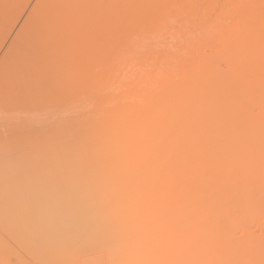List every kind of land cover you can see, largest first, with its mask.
<instances>
[{"label": "bare ground", "instance_id": "bare-ground-1", "mask_svg": "<svg viewBox=\"0 0 264 264\" xmlns=\"http://www.w3.org/2000/svg\"><path fill=\"white\" fill-rule=\"evenodd\" d=\"M171 26L168 21L153 34L147 30L131 33L129 42L120 50L123 53L120 56H127L129 61H121L123 72L110 73L99 81L102 84L97 93L108 92L109 96L110 92L102 104L83 99L73 106L67 96L57 103L63 111L56 109L55 118L50 121L41 117V121L34 122V115L24 112L19 115L22 123L9 125L8 116L4 115L0 131V177H3L0 194L6 187H12L24 195L1 194L0 206L6 203L28 206L27 215L37 222L43 236L56 239V247L70 242L72 264H100L88 254L98 248L114 255L115 264H264L263 248L238 242L236 234L225 230L223 225L251 214L264 202L261 150L255 155L258 163L254 169L247 165L252 157L249 148L261 146L264 139V71L261 70V85L252 84L249 88L244 85L252 77L250 74H229L233 76L231 83L213 90L210 79L205 77L201 86L204 106L194 100L190 106L180 105L179 109L165 111L157 118L156 108L128 98L125 81L141 76L135 59L158 50L165 30ZM251 63L242 65L249 67ZM254 64L262 67L264 57ZM37 89L35 86L38 97ZM251 91L259 93L250 95ZM223 96L228 98L224 100ZM30 100L24 96V105ZM194 110L199 114L195 118L191 116ZM256 111L261 114V122L254 116L244 119V114ZM156 119L160 122L151 123ZM231 128L235 129L233 135L216 140ZM161 143L165 145L157 146ZM241 145L243 150L238 152ZM226 160H234V167L226 170ZM184 164L187 173L182 174ZM13 176L17 178L10 179ZM190 178L196 184L192 185ZM155 182L160 185L153 194L151 207L161 210L154 223L155 235L162 242L154 244L155 251L151 254L141 256L137 248L125 250L123 246L132 237L140 209L134 190L149 188ZM83 191L91 195L83 197ZM122 192H126L123 200L119 199ZM69 193L74 194L69 197ZM106 193L120 200L119 209L107 208ZM248 193L253 194V199L242 202L241 198ZM42 194L47 206L40 210L35 203ZM66 195L73 201L65 203L67 211L61 216L60 205L66 206L57 205L56 201ZM129 214L134 217H129L133 221L127 227L123 220L129 219ZM185 214L191 226L184 234L178 225L186 218ZM202 218L213 224L202 228L199 226L204 222ZM247 233L253 236V231ZM186 239H190V244L184 251ZM212 246L219 247L220 252L206 251V247ZM58 252L56 255L61 256V250ZM44 255V259L38 260L41 263L51 257Z\"/></svg>", "mask_w": 264, "mask_h": 264}, {"label": "rangeland", "instance_id": "rangeland-1", "mask_svg": "<svg viewBox=\"0 0 264 264\" xmlns=\"http://www.w3.org/2000/svg\"><path fill=\"white\" fill-rule=\"evenodd\" d=\"M168 21L172 26L165 30L161 47L150 55L138 56L134 61L141 69V76L138 74L137 78L125 81V91L131 101H143L150 108H156L158 118L165 111L179 109L180 105L190 106L194 100L199 106H204L205 94L201 95L204 92L201 86L205 77L210 79L211 90L231 83L233 76L229 74H250L252 77L245 80L247 88L252 84L261 85L264 65L261 67L254 62L264 57V0H0V131L5 114L9 125L22 123L19 115L24 112L34 115V122L41 121V117L49 121L54 119L55 110H62L57 103L67 96L71 97L73 106L83 99L95 105L102 104L110 92L109 96L108 92L97 93L100 92L98 86L102 84L99 81L104 76L123 72L121 61H129H126L127 56H120L123 54L120 50L129 42L131 33L136 35L147 30L153 34ZM244 62H252V65L243 66ZM35 86H38V97ZM258 93L249 92L255 96ZM93 95L97 97L91 98ZM24 96L27 101L31 99L27 105L23 103ZM227 98L223 96L224 100ZM198 115L195 110L191 111L193 118ZM251 116L261 122V114L257 111L244 114V119ZM158 122L157 119L151 121L154 124ZM234 132L235 129L231 128L216 140L221 141ZM177 142H181L180 138ZM242 150V145L237 147L238 152ZM260 150L261 166H264V139L261 146L249 148L252 157L247 165L250 169L258 163L255 155ZM224 162L226 170L235 165L234 160ZM184 167L185 164L182 174L187 173ZM14 178L17 176L10 179ZM261 178H264V170ZM190 180L192 185L196 184L194 178ZM159 185L155 182L146 188L147 191L144 188L134 190L141 210L136 213L138 220L135 218L132 237L124 243L123 249L137 248L139 255L146 256L155 251L154 244L162 242L155 235L154 223L161 210L151 207L153 194ZM5 189L1 191L2 195L20 194L12 187ZM87 193L83 191L81 195L86 197ZM124 193L119 195V199L124 197ZM127 193L130 194L129 191ZM261 193L264 199L263 187ZM43 195L35 203L40 210L47 206ZM68 195L57 199L56 204L64 207L65 203L73 201ZM253 197L248 193L241 200L247 202ZM119 199L116 201L108 194L104 202L112 211V208L119 209ZM60 208L59 214L65 215L67 206L62 208L60 205ZM28 212L30 208L26 205L6 203L0 206V264H72L68 251L70 242L57 243L56 247V239L43 236L37 222L28 217ZM131 216L129 214L127 218ZM185 217L178 225L183 233L191 226L187 214ZM130 218L123 220L127 227L133 221ZM202 221L199 224L202 228L213 224L206 218ZM223 225L225 230L236 234L238 242L255 244L264 250V202L251 214H244ZM249 230L253 231V236H249ZM189 241H184V251L188 249ZM218 248L206 247V251L220 252ZM59 249L61 256L58 257ZM98 249H91L88 252L90 257L100 264H115L114 255L106 249ZM44 254L51 256L50 259ZM43 255L47 260L41 263Z\"/></svg>", "mask_w": 264, "mask_h": 264}]
</instances>
